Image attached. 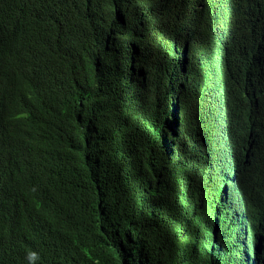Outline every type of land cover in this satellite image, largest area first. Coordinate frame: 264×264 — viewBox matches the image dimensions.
<instances>
[{
	"label": "trees",
	"instance_id": "1",
	"mask_svg": "<svg viewBox=\"0 0 264 264\" xmlns=\"http://www.w3.org/2000/svg\"><path fill=\"white\" fill-rule=\"evenodd\" d=\"M35 7L37 24L44 25L70 18L79 5L77 0H0V161L18 148L9 111L16 64L27 55L24 22ZM122 10L142 39L136 53L149 73L182 69L192 83L190 120L211 102L210 89L224 85L242 100L240 114L224 113L203 125V145L198 146L210 153L220 133V143L241 159L236 174L217 182L226 193L228 227L214 238L189 211L192 192L184 180L198 162L183 144L176 142L177 150L157 167L147 169L132 157V129L152 121L160 108L122 95L127 89L120 90L123 50L112 43L75 57L57 37L50 41L44 65L66 88L63 116L79 134L58 167L75 189L73 223H83L104 207L117 213L125 247L99 255L103 264H264V0H98L99 23ZM174 48L179 50L164 52ZM165 111L155 131H180L181 116ZM46 117L52 122L54 110ZM94 237L86 231L89 241ZM5 239L4 233L1 248ZM254 239L260 241L256 248Z\"/></svg>",
	"mask_w": 264,
	"mask_h": 264
},
{
	"label": "clouds",
	"instance_id": "2",
	"mask_svg": "<svg viewBox=\"0 0 264 264\" xmlns=\"http://www.w3.org/2000/svg\"><path fill=\"white\" fill-rule=\"evenodd\" d=\"M77 1L79 7L68 19L38 25L39 7H35L24 22L27 40L23 53L27 55L23 60L19 57L16 64L17 85L9 111L10 130L18 148L0 161V238L4 233L6 236L0 247L2 264H103L99 255L125 247V230L111 208H102L83 223H73L75 189L58 167L78 142L79 134L63 116L66 88L56 72L44 65L50 41L57 37L75 57L83 58L90 49L112 43L123 50L120 90L127 89L122 95L133 103L160 108L152 121L132 129V157L149 169L162 164L171 154L170 148L174 150L170 140L192 151L198 168L184 180L192 192L189 211L195 213L204 232L214 238L224 234L229 214L224 185L219 187L217 182L236 174L242 162L232 148L220 143V133L211 141L210 153H201L198 146L203 145V125L219 121L224 113L240 114L242 100L224 85L210 89L211 102L190 120L194 87L185 72L163 69L150 74L136 53V44L142 39L133 31L126 10L101 24L96 13L98 0ZM261 44L258 41L254 50L260 51ZM166 108L181 116L180 131H155L158 120L167 115ZM50 109L54 110L52 122L46 117ZM86 231L95 235L92 241L86 238ZM256 242L252 240L254 248L260 243Z\"/></svg>",
	"mask_w": 264,
	"mask_h": 264
},
{
	"label": "bare ground",
	"instance_id": "3",
	"mask_svg": "<svg viewBox=\"0 0 264 264\" xmlns=\"http://www.w3.org/2000/svg\"><path fill=\"white\" fill-rule=\"evenodd\" d=\"M138 54V53H137ZM193 65H194V63H193ZM185 101H187V99H185ZM186 129H184V131H185ZM170 143H171V145L172 146H174L175 145V148H174V150H177V146H176V144L173 142V141H171L170 140ZM168 147V146H167ZM171 149V153L172 152H174V150H172V148H170ZM161 163V162H160ZM81 166H82V164H81ZM237 170V169H236ZM213 230H214V228H213ZM256 243H258V241L256 242Z\"/></svg>",
	"mask_w": 264,
	"mask_h": 264
}]
</instances>
